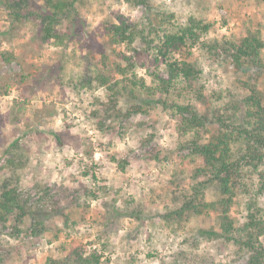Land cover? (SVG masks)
Listing matches in <instances>:
<instances>
[{
    "label": "rangeland",
    "instance_id": "rangeland-1",
    "mask_svg": "<svg viewBox=\"0 0 264 264\" xmlns=\"http://www.w3.org/2000/svg\"><path fill=\"white\" fill-rule=\"evenodd\" d=\"M31 2L40 5L44 0ZM147 2L146 7L125 0H86L78 7L81 31L66 45L39 41L35 20L11 29L0 5V186L8 173L4 164L10 154L6 149L18 140L26 158L20 189L34 206L51 210L49 203L54 200L66 204L65 200L77 197L74 205H65L68 227L59 213L46 215L45 227L37 234L28 232V216L19 222L11 217L0 223V264H46L47 258L59 259L79 243L86 252L101 254L98 264L248 263L251 252L241 244L208 241L199 235V229L219 230L216 210L189 214L181 222L163 217L190 193L193 170L202 166L201 157L188 147L192 133L177 130L179 115L153 103L146 113L106 117L101 107V103L108 104L106 87L97 81L88 85L87 76L113 72V63L122 62L119 52L133 55L137 64L153 70L149 51H142L138 42L135 51L134 45L108 44L105 27L117 22L118 15L165 30L194 16L212 24L201 38L206 45L199 42L190 47L191 60L201 73L190 91L180 85L161 97L168 102H190L199 112L229 108L248 93L240 83L247 75L234 69L228 55L210 47L213 40L222 42L247 30L260 29L264 35V0ZM3 51L14 59L4 61ZM185 53L182 49L175 56ZM261 55L264 58V49ZM140 66L137 73L146 75L147 67ZM161 66L159 74L166 76ZM249 74L264 93V67L252 68ZM117 98L124 113L139 102L126 93ZM217 130L215 123L199 129L201 141ZM54 132L59 133L60 144ZM149 137L150 142L141 146ZM111 156L125 158V169ZM87 169L94 179L82 173ZM259 171L264 172V165L257 170L244 167L239 175L229 211L235 227L246 220L250 204L264 205L256 186ZM74 179L89 185L96 196L85 200L66 188L73 187ZM218 196L214 184L204 190L207 201ZM129 208L140 211L137 217L117 214ZM259 241L264 243V234Z\"/></svg>",
    "mask_w": 264,
    "mask_h": 264
},
{
    "label": "trees",
    "instance_id": "trees-1",
    "mask_svg": "<svg viewBox=\"0 0 264 264\" xmlns=\"http://www.w3.org/2000/svg\"><path fill=\"white\" fill-rule=\"evenodd\" d=\"M125 2L146 7L148 5L147 0H125ZM85 3L86 0H44L43 4L38 5L33 4L31 0H0V5L6 10L10 20L11 29L16 30L17 24L24 21L35 20L39 41L52 40L57 45H66L80 33L82 20L78 7ZM172 16L173 14L168 15V17ZM170 27L165 30L160 25L153 26L140 19L131 20L118 15L117 22L107 24L105 27L108 44H125L127 47L134 45L132 49L135 51V44L138 42L142 46V51H149L153 70L149 72V67L137 64L133 55L119 52L118 58L122 62L113 63L114 71L98 73L93 77L87 76L88 85L97 81L98 85L106 87L108 104L100 103L103 114L111 119H119L121 115L128 116L131 113H146L147 107L153 103L161 104L165 109L171 108L175 115H179L177 130L181 134L192 133L193 138L189 140L188 147L191 153L201 157L202 166L193 170L191 179L194 182L190 193L184 195L181 204L163 214V217L169 220L174 218L181 222L189 214L216 210L219 230L199 229V235L208 241L224 239L241 244L251 252L247 264H264V243L259 241L260 235L264 234V205L255 207L254 204H250L247 208L246 220L239 227H235L234 220L229 214L235 194L234 188L239 181L241 171L247 166L257 170L259 165H264V93L255 78L249 74L252 68L264 67V58L261 55L264 49L263 32L260 29L247 30L245 33L225 38L222 42L212 41L210 48L214 52L221 51L228 55L234 69L247 75L240 83L248 93L233 104H229L231 105L229 108L199 112L190 102H168L161 96L166 97L180 85L184 89L191 90L201 69L191 60L190 47L199 42L200 45H206L201 38L209 31L212 24L190 16L185 22L176 26L171 24ZM182 49H185L186 53L177 58L175 53L181 52ZM1 56L6 62H10L15 57L5 51ZM138 66L147 67L146 75L137 73ZM160 66L165 70L166 76L159 74ZM124 93L132 99H139V102L132 103L131 108L125 110V113L119 107L117 98ZM211 123L218 126L217 132L201 141L199 129ZM54 136L60 144L59 133L54 132ZM149 142L150 137L141 146ZM6 153L10 156L5 159L4 166L8 169V173L0 186V223L5 224L11 217L19 222L23 217L28 216L31 222L27 230L31 234H37L45 227L46 215L59 213L62 224L68 227L70 217L65 211V205H74L77 197L65 200L66 204L60 201L62 199H56L49 203L51 210L41 208L40 204L34 206L27 194L25 195L20 189L21 170L26 162L23 147L18 140H14L8 145ZM110 159L117 161L121 170H124L128 164L125 158L118 160L115 156H111ZM82 173L90 174L92 179L95 178L88 169ZM258 176L257 190L264 198V172L259 171ZM74 181L72 188L69 185L65 187L78 192V197L82 196L86 200L96 196L89 185L78 179ZM212 184L218 190L219 196L213 201H207L204 198V190ZM134 209L129 208L125 212L118 210L117 214L137 217L140 211ZM100 258L101 254L86 252L84 244L79 243L69 248L59 259L47 258L46 264H98Z\"/></svg>",
    "mask_w": 264,
    "mask_h": 264
}]
</instances>
